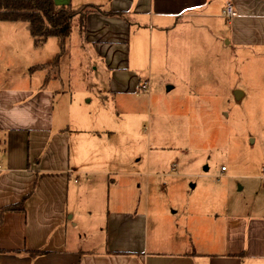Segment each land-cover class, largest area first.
Segmentation results:
<instances>
[{
    "label": "crops",
    "instance_id": "obj_1",
    "mask_svg": "<svg viewBox=\"0 0 264 264\" xmlns=\"http://www.w3.org/2000/svg\"><path fill=\"white\" fill-rule=\"evenodd\" d=\"M53 1L97 8L82 32L74 20L70 36L76 30L81 52L92 56L87 70L104 71L108 81L72 91L60 74L66 48L52 64L59 39L36 46L25 22L0 21V209L26 198L23 212L2 216L0 264H264V162L246 176L258 199L250 212L224 194L217 209L189 208L157 190L160 180L175 183L201 166L187 155L195 147L179 149L180 159L163 156V114L211 98L185 81L188 64L171 67L169 59L190 52V36L211 37L228 3L237 16L225 44L264 48V0ZM156 74L179 75L162 78L167 102L154 88ZM178 83L185 88L172 95ZM213 99L222 101L217 92ZM94 232L99 241L81 250Z\"/></svg>",
    "mask_w": 264,
    "mask_h": 264
},
{
    "label": "rangeland",
    "instance_id": "obj_2",
    "mask_svg": "<svg viewBox=\"0 0 264 264\" xmlns=\"http://www.w3.org/2000/svg\"><path fill=\"white\" fill-rule=\"evenodd\" d=\"M214 23L216 26L211 28V37L207 33L204 36L198 33L190 36V52L180 51L169 59L171 67L176 60L188 64L189 74L181 70V74L187 78L185 81L189 80L197 91L208 95L211 93V98L196 102L195 109L176 110L173 117L164 113L161 124L163 133L158 135L164 148L163 156L170 160L180 159L182 153L179 149L195 147L196 152H187V155L200 159L201 166L199 169L190 168L185 175L188 177L180 175L175 183L168 182V179L160 180L157 190L163 193L167 201L173 203V199L189 208L205 203L217 209L220 195L224 194L225 199L232 203H243L245 212H250L258 199L255 192L250 190L251 181L248 182L246 176L258 172L261 168L259 164L264 162V48L245 46L236 49L227 46L225 41L230 39L231 28L229 22L220 19ZM75 24L74 21L72 30ZM196 25L204 24L198 22ZM77 35L74 30L66 44L67 56L60 63L61 78L68 81L74 92H79L85 83L89 88L101 87L102 83H107L108 74L101 71L96 75L92 66V70H87L92 56L81 52ZM162 78L173 83L179 75L154 76V81L160 80L159 86L154 88L162 92L167 102ZM184 88L178 83L172 95H180L179 91ZM235 91L239 92L238 96ZM215 92L222 97L221 102L213 99ZM138 98L145 99L142 95ZM217 106L222 107L220 114ZM145 124L144 119L139 122L140 130ZM221 167L225 168V172H221ZM243 183L245 190L238 191ZM191 184H197V187L191 190ZM209 185L213 187L210 196L201 188H208ZM174 209L177 210V207ZM93 217L94 223H99V215ZM102 218H105L104 213ZM100 222L104 224V219ZM99 239L97 232L86 236L81 250H91L92 242Z\"/></svg>",
    "mask_w": 264,
    "mask_h": 264
},
{
    "label": "trees",
    "instance_id": "obj_3",
    "mask_svg": "<svg viewBox=\"0 0 264 264\" xmlns=\"http://www.w3.org/2000/svg\"><path fill=\"white\" fill-rule=\"evenodd\" d=\"M92 10L97 8L86 6L76 11L68 5L59 7L53 0H0V21L25 22L36 46L51 37L59 39L60 51L52 63L56 65L65 50L74 20L77 19L82 32L86 15ZM25 200L26 198L17 205L0 209V223L6 212H23ZM30 255L37 256L38 253L33 252Z\"/></svg>",
    "mask_w": 264,
    "mask_h": 264
},
{
    "label": "built area",
    "instance_id": "obj_4",
    "mask_svg": "<svg viewBox=\"0 0 264 264\" xmlns=\"http://www.w3.org/2000/svg\"><path fill=\"white\" fill-rule=\"evenodd\" d=\"M237 16V12L234 9L232 4H226L224 9L221 12V17L227 22H230L232 19H234ZM147 84L144 83L141 85V91H146ZM0 171H2V168L0 166ZM221 172H225V168L221 167Z\"/></svg>",
    "mask_w": 264,
    "mask_h": 264
},
{
    "label": "water",
    "instance_id": "obj_5",
    "mask_svg": "<svg viewBox=\"0 0 264 264\" xmlns=\"http://www.w3.org/2000/svg\"><path fill=\"white\" fill-rule=\"evenodd\" d=\"M167 89L169 90V89H171V87H167ZM235 94H236V96H238L239 92H236Z\"/></svg>",
    "mask_w": 264,
    "mask_h": 264
}]
</instances>
